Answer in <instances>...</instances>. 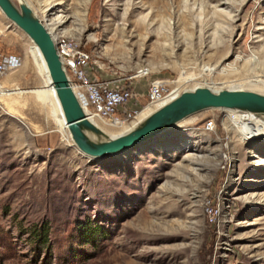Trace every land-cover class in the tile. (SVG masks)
<instances>
[{
  "label": "rangeland",
  "instance_id": "obj_1",
  "mask_svg": "<svg viewBox=\"0 0 264 264\" xmlns=\"http://www.w3.org/2000/svg\"><path fill=\"white\" fill-rule=\"evenodd\" d=\"M26 2L45 24L64 22L57 32L80 39L104 78H126L139 106L155 79L264 95L247 84L264 81V0ZM0 30V53L22 60L0 84L45 86L35 45L1 11ZM183 76L192 80L173 83ZM51 104L27 94L0 107V264H264V135L244 117L236 129L223 111H205L89 161L64 140ZM206 120L215 135L199 129ZM86 228L99 234L83 242Z\"/></svg>",
  "mask_w": 264,
  "mask_h": 264
},
{
  "label": "water",
  "instance_id": "obj_2",
  "mask_svg": "<svg viewBox=\"0 0 264 264\" xmlns=\"http://www.w3.org/2000/svg\"><path fill=\"white\" fill-rule=\"evenodd\" d=\"M0 11L20 29L35 46L45 63L64 123L77 152L89 161H100L139 149L170 132L188 117L209 110H231L252 114L264 125V95L243 89L212 90L197 86L180 93L169 103L149 113L109 138L85 116L68 81L55 49L51 33L32 9L21 1L0 0Z\"/></svg>",
  "mask_w": 264,
  "mask_h": 264
},
{
  "label": "built area",
  "instance_id": "obj_3",
  "mask_svg": "<svg viewBox=\"0 0 264 264\" xmlns=\"http://www.w3.org/2000/svg\"><path fill=\"white\" fill-rule=\"evenodd\" d=\"M51 35L68 81L85 116L90 120L109 125L125 124L129 128L137 122L140 113L162 107L173 99L174 96L171 95L178 90L169 85L171 82L155 79L148 86L144 104L139 106L132 87L125 83L126 78H104L102 67L93 58V54L83 47L80 39L60 33ZM21 64L20 56L0 53V78L18 69ZM130 102H133V108H129ZM199 129L209 135L216 134V126L212 120L204 121Z\"/></svg>",
  "mask_w": 264,
  "mask_h": 264
},
{
  "label": "bare ground",
  "instance_id": "obj_4",
  "mask_svg": "<svg viewBox=\"0 0 264 264\" xmlns=\"http://www.w3.org/2000/svg\"><path fill=\"white\" fill-rule=\"evenodd\" d=\"M13 3H15L13 0H11ZM21 1H24L25 3L26 0H19V3ZM16 4V3H15ZM27 5H29L27 3ZM58 4H55L53 7L49 8L47 7L46 8V12H51L53 11V13L55 11H57L58 9L56 8ZM30 7V6H29ZM237 17V16H236ZM60 17H58V19H60ZM42 21V20H41ZM64 22L62 21H51L49 22V24H45L44 21H42V24L46 27V29L52 33V34H55V33H58L57 32L58 28L63 24ZM1 30H0V34H1ZM60 34H63V32H60ZM63 35H66V34H63ZM52 36V35H51ZM35 45V44H34ZM36 47V46H35ZM37 49V47H36ZM38 51V49H37ZM39 53V51H38ZM40 54V53H39ZM40 56V59L43 63V66H42V69H43V72H44V77H45V86L43 87H39V88H34V89H29V90H24V89H21L19 87H15L13 89H9V88H6L4 85L0 84V107L1 106H6L7 108H9V110H12L13 109V103L17 100V99H20L23 95H27V94H31V95H34L36 96L38 99H40V102L42 105L44 106H50L52 107L53 104L50 105V103H54V107L51 109V113L54 117V121L58 124V126L61 128L60 131L61 133H63V138L64 140L69 143V144H72V140L70 138V135L67 131V128H66V125L64 123V119H63V115H62V112H61V109L59 107V104L57 102V99L55 97V91L53 89V86L51 84V80L49 78V75H48V72H47V69H46V66H45V63L41 57V54L39 55ZM254 60L256 61L257 60V57L254 56ZM236 70V67L235 66H232L230 67L229 69L227 70H224V73H230V72H233ZM206 73L208 74H212V73H215V67L213 68H204V70ZM148 74V71H143V72H140V74ZM256 79L255 80H250V81H247V84H250L249 86H252V87H258V88H264V81L263 80H260L259 78L255 77ZM190 80H192L191 78L189 77H180L177 81H174L173 83L175 84H185L187 82H189ZM255 82L256 85L254 86L252 83ZM178 90L176 91V93H173V95H171L173 97V99H175L180 93L183 92L182 89H180V87H177ZM212 89V88H211ZM214 90V89H212ZM245 90V89H243ZM186 91V90H185ZM217 91V90H215ZM255 92V91H254ZM171 98V97H170ZM173 99H170V101H172ZM168 101L165 103H169ZM164 104V105H165ZM24 105V104H23ZM163 105V104H162ZM157 108H154V109H147L146 111H143L142 113L139 114L138 118L136 121H139L140 119L144 118L145 116H147L149 113H151V111H155ZM225 114V117H226V120L229 122V124L233 125L234 128L235 125L233 124L232 120L234 119H237L239 117H244L245 118V123L248 121L250 124L246 123L247 126H249L251 129H253L254 131H257L259 130V132L261 133V135H264V125L261 124L260 120H257L252 114H248V113H243V112H235V111H231V110H222ZM205 112V111H203ZM202 113V112H200ZM200 113H197V114H200ZM197 114H194L192 116H195ZM232 114H233V117H232ZM190 116V117H192ZM188 117V118H190ZM187 118V119H188ZM241 119V118H240ZM186 120V119H185ZM185 120H183L182 122H184ZM89 121H91L93 124H95L99 129H101L103 132H105V134L108 135V133L112 132L111 131V127H114V128H121L123 127L119 126L118 125H109V124H105L103 122H100L98 120H94V119H89ZM181 122V123H182ZM179 125V124H178ZM177 125V126H178ZM124 128V127H123ZM237 129V128H236ZM238 131V130H237ZM118 135H114V136H109V138H114ZM242 138V136H241ZM242 140H244L242 138ZM250 140H253V139H250Z\"/></svg>",
  "mask_w": 264,
  "mask_h": 264
},
{
  "label": "trees",
  "instance_id": "obj_5",
  "mask_svg": "<svg viewBox=\"0 0 264 264\" xmlns=\"http://www.w3.org/2000/svg\"><path fill=\"white\" fill-rule=\"evenodd\" d=\"M98 234H99V229H91V228L90 229H87L86 228L85 233L83 234L81 240L83 242H88V239H92V238H94ZM37 239L40 240V244H42L41 247H45L46 246V248H47V238L44 237V235H42V233H40V234L38 233L37 234L36 240Z\"/></svg>",
  "mask_w": 264,
  "mask_h": 264
},
{
  "label": "crops",
  "instance_id": "obj_6",
  "mask_svg": "<svg viewBox=\"0 0 264 264\" xmlns=\"http://www.w3.org/2000/svg\"><path fill=\"white\" fill-rule=\"evenodd\" d=\"M133 107H134L133 102H130V103H129V108H133Z\"/></svg>",
  "mask_w": 264,
  "mask_h": 264
}]
</instances>
